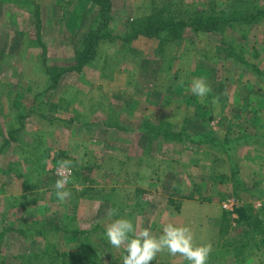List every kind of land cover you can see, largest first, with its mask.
<instances>
[{
  "label": "rangeland",
  "instance_id": "rangeland-1",
  "mask_svg": "<svg viewBox=\"0 0 264 264\" xmlns=\"http://www.w3.org/2000/svg\"><path fill=\"white\" fill-rule=\"evenodd\" d=\"M114 1L117 33L160 12L264 11V0ZM98 13L89 0H0V264H121L126 252L105 237L109 209L157 237L168 223L188 226L197 246L221 216L232 239L211 244L207 264H264L260 236L245 260L234 247L247 230L236 225L238 206L264 221V197H251L264 187V83L248 70L255 62L264 72V55L243 53L263 52L264 18L249 35L235 25L223 35L184 28L165 43L139 38L130 49L104 42L51 85L53 72L75 65ZM194 78L211 87L203 101L189 90ZM61 160L71 161L63 204L54 188ZM251 176L260 177L252 189L243 184ZM152 264L189 262L163 252Z\"/></svg>",
  "mask_w": 264,
  "mask_h": 264
},
{
  "label": "trees",
  "instance_id": "trees-1",
  "mask_svg": "<svg viewBox=\"0 0 264 264\" xmlns=\"http://www.w3.org/2000/svg\"><path fill=\"white\" fill-rule=\"evenodd\" d=\"M94 6L99 7V13L91 25L87 35L84 37L80 49H78L75 57V65L71 66L67 70H62L61 74H51V85L57 86L58 78L65 74L68 71H81L85 64L91 61L97 54L100 47L105 43H115L118 44L123 49H130L135 40L139 38L146 39H159L162 43L167 42L166 40H179L182 37V30L184 28H190L192 31L201 34H219L223 35L229 26L246 27V31L242 32L243 35H249L256 24L257 19L264 18V11L257 9L256 11H236L235 14H227L225 10L212 11V12H198L195 15L189 17H182L181 15H175L170 12L167 15L162 12L156 13L155 15H148L145 17L138 18L134 20L129 29L121 33H117L112 24V17L114 13V0H89ZM230 44V43H229ZM262 53H259L255 47L247 48L243 53L249 54L251 60L259 58L257 55H264V45H260ZM242 52V51H240ZM230 54L237 60L245 62L242 53H238L237 50L230 46ZM244 56V55H243ZM245 58V57H244ZM247 59V58H246ZM248 61V60H247ZM249 62V61H248ZM248 65V63H245ZM248 70L253 71L256 76L260 77V80L264 83V72L261 71L257 64L254 62H249ZM205 138L206 142L213 143L212 139L208 136H202ZM63 154H58L57 159H60ZM232 179L235 182H240V187L243 189L241 182L240 173L236 165H231ZM237 168V169H236ZM236 182L237 186L238 183ZM246 191V190H245ZM248 192V191H246ZM261 193L252 194L251 197L254 200H258L264 197ZM261 196V197H260ZM235 214L237 218H234L236 225L240 228L247 229L245 231V237L236 240L235 250L237 252L236 256L239 258H246L253 253V242L256 243L258 236L259 240L261 239L264 242V221L261 220V215L256 212L252 205H241L236 208ZM225 216H229L225 212ZM231 214L230 217H232ZM223 238L227 241H231L232 237L229 236L228 231L225 232L224 229L221 231ZM256 235V239L253 238V235ZM227 237V238H226ZM231 238V239H230ZM235 240H232V243ZM264 244V243H263ZM241 254V255H240ZM247 254V255H246ZM243 258V260H245Z\"/></svg>",
  "mask_w": 264,
  "mask_h": 264
},
{
  "label": "clouds",
  "instance_id": "clouds-1",
  "mask_svg": "<svg viewBox=\"0 0 264 264\" xmlns=\"http://www.w3.org/2000/svg\"><path fill=\"white\" fill-rule=\"evenodd\" d=\"M191 93L203 101L211 92V87L202 79H193ZM215 103V102H214ZM54 184L57 200L63 204L71 197L66 185L71 181V161H58ZM118 215L116 209H109L110 222L105 224V237L108 243L117 250L124 249L126 255L121 264H152L158 254L166 252L171 257H181L189 264H207L212 252V245H195L192 230L188 226H177L168 223L163 226L161 235L154 236L150 230L137 231L133 222L126 218L111 219Z\"/></svg>",
  "mask_w": 264,
  "mask_h": 264
},
{
  "label": "crops",
  "instance_id": "crops-1",
  "mask_svg": "<svg viewBox=\"0 0 264 264\" xmlns=\"http://www.w3.org/2000/svg\"><path fill=\"white\" fill-rule=\"evenodd\" d=\"M228 132V131H227ZM252 155L254 156V154L252 153ZM256 156H254V159H253V161H257V158H255ZM213 159V161L215 160L214 158H212ZM212 161V162H213ZM211 162V161H210ZM250 164V163H249ZM254 167V165H253V163L250 165V167ZM239 170V169H238ZM239 172H240V170H239ZM253 172H255V171H253ZM210 173H212V171L210 172ZM241 177V176H240ZM251 178H254V176H251L250 177V179ZM211 180H212V185H211V188H213V189H216L217 187H219V183H218V181L216 180V178H211ZM252 181L250 182V183H247L246 181H243V184L245 183L246 185H247V188L249 187V188H254V187H256L259 183H260V177L258 176L257 178H254V179H251ZM244 184V185H245ZM251 188V189H252ZM261 192H262V194L264 195V187L262 188L261 187V189H259ZM208 195L210 196H214V195H212V193L210 192V193H208ZM190 202H192V203H195L196 201H193V200H191ZM190 202H187V203H190ZM224 215H225V212L223 213ZM220 216V215H219ZM218 216V217H219ZM223 216V215H222ZM211 219V218H210ZM211 223V224H210ZM209 224L211 225V227H212V233H213V237L212 238H209V239H207V241H205L207 244H213V243H215V242H219L221 239H223L222 237H223V235H222V233H221V231H222V229H225L226 227H227V225H226V223H223L222 222V217L220 216L219 217V219L217 220V221H215V220H213L212 222H211V220H210V222H209ZM211 233V234H212ZM227 238V237H226Z\"/></svg>",
  "mask_w": 264,
  "mask_h": 264
},
{
  "label": "built area",
  "instance_id": "built-area-1",
  "mask_svg": "<svg viewBox=\"0 0 264 264\" xmlns=\"http://www.w3.org/2000/svg\"><path fill=\"white\" fill-rule=\"evenodd\" d=\"M229 202H230V203H229V206L226 204V205L224 206V208L233 211L232 206L234 205V203H231V201H229ZM233 214H234V213H233ZM234 217H236L235 214H234Z\"/></svg>",
  "mask_w": 264,
  "mask_h": 264
}]
</instances>
